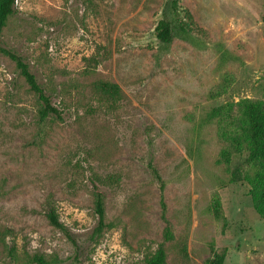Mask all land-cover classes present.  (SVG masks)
I'll use <instances>...</instances> for the list:
<instances>
[{"label": "rangeland", "instance_id": "obj_1", "mask_svg": "<svg viewBox=\"0 0 264 264\" xmlns=\"http://www.w3.org/2000/svg\"><path fill=\"white\" fill-rule=\"evenodd\" d=\"M170 3L15 0L0 48L23 59L59 117L40 119L0 52V264H144L165 226L151 167L174 235L167 264L214 253L264 264V221L250 180L230 178L242 157L226 139L238 103L264 104V0H179L193 44L174 37L164 48L155 26ZM97 81L121 98L99 99Z\"/></svg>", "mask_w": 264, "mask_h": 264}, {"label": "trees", "instance_id": "obj_2", "mask_svg": "<svg viewBox=\"0 0 264 264\" xmlns=\"http://www.w3.org/2000/svg\"><path fill=\"white\" fill-rule=\"evenodd\" d=\"M15 0H0V31L5 26L9 16L13 15ZM178 2L171 0L170 17L160 19L155 26L156 39L164 48H167L174 37L193 44L190 29L186 22L178 19ZM189 17V13H186ZM0 52L7 55L15 62L19 74L27 83L29 89L36 95L40 108L39 116L44 120L48 115L59 117V111L51 105L49 97L45 94L43 88L38 84L34 74L30 71L28 65L23 59L15 53L0 48ZM93 91L98 98L109 104L116 103L121 98V92L118 85L107 81H97L93 84ZM238 115L234 118L235 132L226 137L229 142L230 153L242 157V162L235 167H231L230 178L237 181L242 177H247L251 183V198L253 207L258 215L264 221V104L258 101L244 100L238 103ZM229 161V159H227ZM152 173L159 182V203L161 208V218L165 223L162 231V240L156 249L149 254L144 264H167L165 243L173 240L174 235L169 221L165 218L166 205L163 200V191L165 184L156 171L151 167ZM94 211L98 218V227L103 226L104 210L103 199L99 191L94 192ZM215 206V212H218ZM49 222L60 228L55 213L50 210L47 213ZM183 252L185 247H183ZM223 256L214 253L213 256L203 264H223ZM32 264H49L41 255L33 257Z\"/></svg>", "mask_w": 264, "mask_h": 264}]
</instances>
